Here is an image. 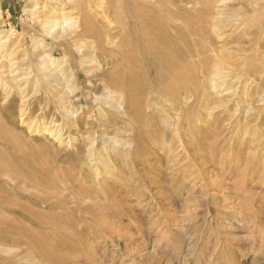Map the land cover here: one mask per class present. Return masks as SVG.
<instances>
[{"label": "rangeland", "instance_id": "rangeland-1", "mask_svg": "<svg viewBox=\"0 0 264 264\" xmlns=\"http://www.w3.org/2000/svg\"><path fill=\"white\" fill-rule=\"evenodd\" d=\"M80 1L114 27L86 58L29 0H0V54L27 65L23 94L0 77V264H264V0ZM43 48L58 80L41 79Z\"/></svg>", "mask_w": 264, "mask_h": 264}, {"label": "bare ground", "instance_id": "bare-ground-1", "mask_svg": "<svg viewBox=\"0 0 264 264\" xmlns=\"http://www.w3.org/2000/svg\"><path fill=\"white\" fill-rule=\"evenodd\" d=\"M29 1L31 3V7L29 9H25V11L27 13H29L31 16L40 15V17L43 18V24L47 28L45 30L47 32L46 34L50 35V38L52 37L55 41H65L66 39H69V38H77V39H79L78 41L81 42V43H79L81 45L76 47V51L83 58H86L87 55L90 54L89 49L87 47L85 48V46L91 45L92 44V40H94L96 38L97 39L94 40L95 44L93 46H98L99 45V41H100V39H101V37L103 35L102 32L105 31L104 32L105 36H109L112 39V36H111V33H110L112 31H110V30H113L114 27H112L111 23L108 21L107 7H104L102 9V11L100 13V16H99V20L101 21L102 25L104 26V27H102V28H104V30L102 31L101 30L102 28L100 29L98 27V23H96L97 21L95 22L94 17H93L94 15L92 16V13L87 11L85 3L81 2L80 0H67V3L65 4V5L71 4L70 7L72 8V10L76 11V17H73V16L70 15L69 12L64 11L61 8L63 6H61V4L59 2H55L53 4H50L49 8H45V7H43V5L42 6L39 5L36 2L37 0H29ZM221 22H223V21H221ZM92 38H94V39H92ZM10 40L11 39H10L9 36H7L5 39L0 37V49L2 47H4L5 44L8 43ZM75 41H76V39H75ZM95 48H97V47H95ZM98 49H99V47H98ZM35 53H37L35 55V59H36L35 61H37L39 63V65H40L39 69L41 70V73H40L41 79L44 82H49V81H52V80H58V77H59L58 75H59L60 72L58 73L57 69L56 70L54 69L55 62L58 61V58L53 56V55H51V54H49L47 52V49H46V51L44 49V51H36ZM7 56H9V59L5 60V57H7ZM219 61H220V63H218L216 65L215 70H214L215 71L214 75H213V77L211 76L212 78L210 79V82H213V81L215 82V80L219 79L218 77L222 76V74L224 73L223 70H222V65H223L222 62H224L223 58L219 57ZM91 62L92 61L89 60V59L85 60L86 67L91 66ZM0 65H1L0 66V77L3 79V81L5 83H7L9 85V87L12 88L13 90H16L18 93L20 92L21 94H23L24 93V91H23L24 87L22 88L20 83H21L22 80H26L27 78L25 76H23V77H18V76H19V73L24 69V67L26 65V63L24 62V59L19 60V61L13 60V54H12V51H11V52H9L8 54H5V55H3V54L1 55L0 54ZM90 71L91 70H89L87 72H90ZM211 85H212L211 86L212 90L216 89L218 86H220V84H216V83L215 84H211ZM49 86H51V85H49ZM56 86L57 85H52L53 90H57L59 92L62 91L60 88H58ZM56 96L61 101L62 109H63V111L66 114V115L64 114L65 117L66 118L68 117V119L72 120V125L76 126L75 121L72 119L73 117H70L71 113L68 110V105L70 103V99L68 98V96H66V95L64 96V94L56 95ZM22 98H23L22 102H23L24 105L21 106V109H19V111H21V115H24L25 112H26L24 109H25L26 101H28V97H27V95H23ZM111 102L112 101L109 100V101L106 102V104H109L110 107H111V105H112ZM240 102L244 103V101H241V100H240ZM227 104H228L227 102L222 100L219 103L218 107H225ZM120 108H121L120 105H116L115 106L116 110H120ZM243 110H244V115H249V114L251 115V113L255 112V110H253V107L251 108V107H248V106H245L243 108ZM123 115H124V112H123ZM259 117L262 119V114L261 113H257L256 114V117H255L256 120H259ZM58 126H59V124H53L51 127H48V126H45V123L42 120L33 119L29 123L28 128L35 135H41L43 132H45V133H48V134L54 136L56 139H61V133H60L61 131H60V129H58ZM246 133L247 132L244 131V133H243L244 137L246 136ZM248 137H249L248 142H250L252 144L259 143V139L254 138L253 134L252 135H248ZM116 144H118V142H116V141L108 142V145H110L111 147H114V148H115ZM259 149H260V147H259ZM262 152H263V155H264V147L261 148V153ZM94 154H95V152H94L93 146H91L88 149V157L90 158V160H91L92 156H94ZM97 155H98V162L101 165V167L103 168L102 171H104L105 175H107V174L109 175V173L113 170V167H114L113 164H112V161L109 160L110 158H107V156L105 155L103 150L98 151ZM262 161H263L262 164H264V159ZM33 262H35V261H33Z\"/></svg>", "mask_w": 264, "mask_h": 264}]
</instances>
